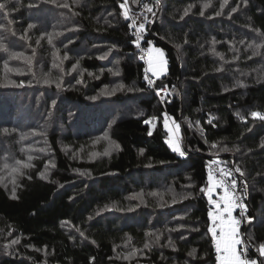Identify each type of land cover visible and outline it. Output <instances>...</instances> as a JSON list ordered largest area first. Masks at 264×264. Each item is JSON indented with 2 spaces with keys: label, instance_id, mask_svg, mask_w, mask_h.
I'll return each mask as SVG.
<instances>
[{
  "label": "trees",
  "instance_id": "16d2710c",
  "mask_svg": "<svg viewBox=\"0 0 264 264\" xmlns=\"http://www.w3.org/2000/svg\"><path fill=\"white\" fill-rule=\"evenodd\" d=\"M153 1L163 99L123 0H0V264H218L216 157L244 173L264 260V0Z\"/></svg>",
  "mask_w": 264,
  "mask_h": 264
},
{
  "label": "built area",
  "instance_id": "2783aa9c",
  "mask_svg": "<svg viewBox=\"0 0 264 264\" xmlns=\"http://www.w3.org/2000/svg\"><path fill=\"white\" fill-rule=\"evenodd\" d=\"M124 2V0H123ZM147 5V7H145ZM150 7L152 9L151 12L147 10V8ZM125 10L127 12V15L130 20V34H131V41L130 43L133 45V47L138 51L141 61L145 64L146 74L147 72V57L149 53V45L147 44L146 37L148 35L149 26L153 24L156 16L157 11V5L155 1L153 0H143L141 2V5L138 9L134 10L132 9L128 4L125 7ZM144 25L143 29H140L138 26ZM148 78V84L154 88L156 94L163 99L166 95L165 88H155L154 86V76L149 74ZM159 89H164L163 91H160L158 94ZM175 128L176 132V126L172 124ZM177 133V132H176ZM176 137L177 134H176ZM206 167L208 171V175H211L213 178V182H216L217 180H223V182L227 185H229L231 195V181L233 179L236 180V189H235V196L239 197L240 203L246 205V208L244 209V215H241V209L239 207L234 208L231 219H235L239 221V223L236 225V228L238 229L237 238L241 239L244 242V246L247 247L244 234H243V227L245 224V220L248 216V206L247 201L249 198L248 188H247V182L244 177V173L241 176L239 173L235 171V169L238 167L233 160L229 161L224 158H214L209 159L206 161ZM239 168V167H238ZM242 171L241 168H239ZM221 170L225 175H221ZM223 195V189L217 188V193L215 197L210 201V207H211V213L217 215L219 213L220 219L223 220L228 218L229 216L224 211V208L226 207L225 203L220 201V197ZM217 202L219 203V208H217ZM217 222V220H215ZM238 246V250H239ZM218 253V252H217ZM220 256V255H218ZM247 258L250 260H256L249 256L248 249H247ZM257 261V260H256ZM219 264V259H218ZM257 264L258 261H257Z\"/></svg>",
  "mask_w": 264,
  "mask_h": 264
},
{
  "label": "snow or ice",
  "instance_id": "6c2138e0",
  "mask_svg": "<svg viewBox=\"0 0 264 264\" xmlns=\"http://www.w3.org/2000/svg\"><path fill=\"white\" fill-rule=\"evenodd\" d=\"M133 2H135V0H133ZM246 2V0H245ZM127 6V0H124V2L120 5L121 8H125ZM209 5L205 4L204 7L207 8ZM4 5L0 4V8H3ZM145 7H147V5H145ZM147 10L149 12L152 11V9L150 7L147 8ZM236 9H233V11H235ZM203 14V13H201ZM217 15H219V13H217ZM125 19H129V17L127 16V14L125 13ZM29 27H32V25H29ZM140 29L144 28V25H139L138 26ZM251 47V45H250ZM255 55V53H253ZM66 58V57H65ZM47 82V81H46ZM59 87V85H57ZM122 87V86H121ZM164 89H159L158 90V94L160 91H163ZM253 118H259L264 120V115H261L258 112H253L252 114ZM174 150L176 151H180V154L183 155V151H181L178 147H175ZM224 151H228L227 148L223 149ZM31 159V158H30ZM19 163V162H18ZM29 165H24V167H28ZM13 171H17V169H13ZM235 171L237 173H239L241 176L243 175V172H241V170L237 167L235 169ZM221 175H225V173H223V171L221 170ZM208 182L209 184H211V187H209L207 189V196L209 198L210 201H212L213 199V191L216 188H222L223 189V195L220 197V201L224 202L226 207L224 208V211L227 213V215L229 217H231L232 212L234 210V208L239 207L241 209V215H244V209L246 208V205L240 203L239 201V197L235 196V189H236V180L233 179L231 181V192L232 194L230 195V189H229V185L225 184L223 182V180H217L216 182H213V178L211 175H209L208 177ZM205 189H201V192H204ZM217 208H219V203L217 202ZM209 216L212 217V219L218 220L220 219L219 213L216 216H213V214L211 212H209ZM248 222L250 223L252 218L248 217ZM228 223L231 226V242L229 245H226L225 247H221V244L223 242V237H221V240H218L216 243V250L218 253H220V256L218 257L219 259V264H257L256 260H250L247 258V247L244 246V242L241 239L236 238L237 236V230H236V225L239 223V221L235 220V219H230L228 221ZM210 231L213 232V236L215 238L216 236V230L210 229ZM81 235L83 236V233H81ZM238 246L239 250H238ZM145 247H148V245L146 244ZM259 254L260 256L264 257V244L260 245L259 249ZM224 253H227V255H224ZM260 264H264V260L260 261Z\"/></svg>",
  "mask_w": 264,
  "mask_h": 264
},
{
  "label": "rangeland",
  "instance_id": "374dc122",
  "mask_svg": "<svg viewBox=\"0 0 264 264\" xmlns=\"http://www.w3.org/2000/svg\"><path fill=\"white\" fill-rule=\"evenodd\" d=\"M167 67L168 63L164 51L156 45L150 44L147 57V76L149 77L150 74L154 77H161L167 72ZM167 129L169 134L168 144L172 147L173 150L175 147H178L180 149L175 135V128L170 124H167Z\"/></svg>",
  "mask_w": 264,
  "mask_h": 264
},
{
  "label": "crops",
  "instance_id": "0c3cea01",
  "mask_svg": "<svg viewBox=\"0 0 264 264\" xmlns=\"http://www.w3.org/2000/svg\"><path fill=\"white\" fill-rule=\"evenodd\" d=\"M209 187H211V184H209ZM217 193V188L213 191V198L215 197ZM213 216H216L215 214H213ZM231 219V217H228L226 219H223V220H217L214 221L212 219V217H210V222H211V225H210V229H215L216 230V236L214 238L213 236V232H211L212 234V237L214 239V242H215V245L217 243L218 240H221V237H223V242L221 244V247H225L226 245H229L230 242H231V226L230 224L228 223V221ZM237 230V234H238V229L236 228ZM237 238V236H236ZM218 255H220V253H218ZM224 255H227V253H224ZM219 257V256H218Z\"/></svg>",
  "mask_w": 264,
  "mask_h": 264
},
{
  "label": "bare ground",
  "instance_id": "6f19581e",
  "mask_svg": "<svg viewBox=\"0 0 264 264\" xmlns=\"http://www.w3.org/2000/svg\"><path fill=\"white\" fill-rule=\"evenodd\" d=\"M216 158H218V157H216ZM214 159V158H213Z\"/></svg>",
  "mask_w": 264,
  "mask_h": 264
}]
</instances>
